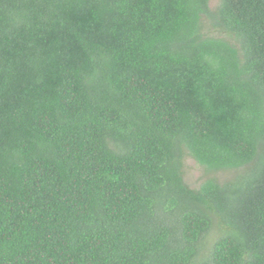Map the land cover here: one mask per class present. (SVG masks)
<instances>
[{
    "label": "trees",
    "instance_id": "16d2710c",
    "mask_svg": "<svg viewBox=\"0 0 264 264\" xmlns=\"http://www.w3.org/2000/svg\"><path fill=\"white\" fill-rule=\"evenodd\" d=\"M0 264H264V0H0Z\"/></svg>",
    "mask_w": 264,
    "mask_h": 264
},
{
    "label": "rangeland",
    "instance_id": "374dc122",
    "mask_svg": "<svg viewBox=\"0 0 264 264\" xmlns=\"http://www.w3.org/2000/svg\"><path fill=\"white\" fill-rule=\"evenodd\" d=\"M236 175L233 171L226 172H216L214 174L206 172L202 167H200L193 159L186 157L183 163V179L188 187L195 189L197 188L203 180L209 176L217 178L220 182L231 180ZM217 229L214 228L210 235L207 237V248L212 244V242L217 237Z\"/></svg>",
    "mask_w": 264,
    "mask_h": 264
}]
</instances>
